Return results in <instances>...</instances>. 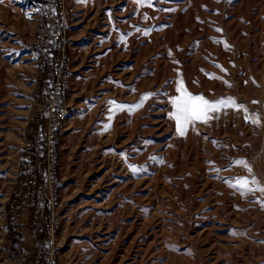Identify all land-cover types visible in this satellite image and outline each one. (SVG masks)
<instances>
[{
  "label": "rangeland",
  "instance_id": "374dc122",
  "mask_svg": "<svg viewBox=\"0 0 264 264\" xmlns=\"http://www.w3.org/2000/svg\"><path fill=\"white\" fill-rule=\"evenodd\" d=\"M78 7L59 144L60 263L264 264V0ZM37 20L34 0H0V264L33 249L29 217L18 214L23 238L12 240L7 200L21 142L43 115ZM181 86L234 103L180 135Z\"/></svg>",
  "mask_w": 264,
  "mask_h": 264
},
{
  "label": "built area",
  "instance_id": "2783aa9c",
  "mask_svg": "<svg viewBox=\"0 0 264 264\" xmlns=\"http://www.w3.org/2000/svg\"><path fill=\"white\" fill-rule=\"evenodd\" d=\"M81 0H34L38 27L32 56L38 63L36 91L42 120L29 130L21 142V161L7 210L16 243L23 236L18 214L31 219L32 250L19 258L40 264H61L57 234L61 227L62 177L59 144L66 117L71 112L67 94L73 86L74 67L70 50L76 40L70 34L72 18ZM17 247V244L16 246Z\"/></svg>",
  "mask_w": 264,
  "mask_h": 264
},
{
  "label": "snow or ice",
  "instance_id": "6c2138e0",
  "mask_svg": "<svg viewBox=\"0 0 264 264\" xmlns=\"http://www.w3.org/2000/svg\"><path fill=\"white\" fill-rule=\"evenodd\" d=\"M178 91H185V95L177 97L173 101L176 110L174 114V118L177 123V132L180 135H184L185 128L188 124L196 120H199L202 117H205L207 112L209 111H215L217 106L234 103L231 98H224L216 102H209L201 96L194 97L191 94H187L186 90L183 89V86H181V88H178ZM149 95L150 94H146L144 97H142L141 103L143 100L147 99ZM112 103L116 104L115 101H113ZM139 106H141L140 103L132 107H139ZM117 107L124 108L126 106L117 105ZM237 163H244V162L238 161ZM252 182L255 183V181ZM246 185H247V181L240 182L241 188H246ZM259 190L264 191V188H261Z\"/></svg>",
  "mask_w": 264,
  "mask_h": 264
},
{
  "label": "trees",
  "instance_id": "16d2710c",
  "mask_svg": "<svg viewBox=\"0 0 264 264\" xmlns=\"http://www.w3.org/2000/svg\"><path fill=\"white\" fill-rule=\"evenodd\" d=\"M42 122L44 123L45 120L42 118ZM41 260L38 261H34V260H28L27 262H25V264H40Z\"/></svg>",
  "mask_w": 264,
  "mask_h": 264
},
{
  "label": "crops",
  "instance_id": "0c3cea01",
  "mask_svg": "<svg viewBox=\"0 0 264 264\" xmlns=\"http://www.w3.org/2000/svg\"><path fill=\"white\" fill-rule=\"evenodd\" d=\"M22 216H23V219L29 217V216H27V214H25V213H24V215H22ZM30 232H31V231H30ZM30 232H29L28 230H25V235H26V236H29V235H30Z\"/></svg>",
  "mask_w": 264,
  "mask_h": 264
}]
</instances>
